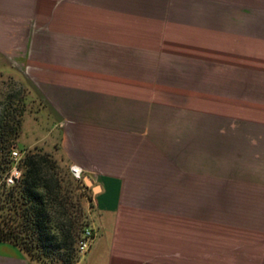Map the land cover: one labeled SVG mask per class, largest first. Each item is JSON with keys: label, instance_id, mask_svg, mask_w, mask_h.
<instances>
[{"label": "crops", "instance_id": "obj_1", "mask_svg": "<svg viewBox=\"0 0 264 264\" xmlns=\"http://www.w3.org/2000/svg\"><path fill=\"white\" fill-rule=\"evenodd\" d=\"M12 72L92 183L76 264H264L210 231L264 237V0H0ZM0 264L38 263L0 242Z\"/></svg>", "mask_w": 264, "mask_h": 264}, {"label": "trees", "instance_id": "obj_2", "mask_svg": "<svg viewBox=\"0 0 264 264\" xmlns=\"http://www.w3.org/2000/svg\"><path fill=\"white\" fill-rule=\"evenodd\" d=\"M12 100L7 95L6 103ZM5 114L0 115V242L19 248L38 264H76L81 258L78 240L89 227L85 209L93 207L91 190L70 175L69 167L40 151L24 155L21 179L6 187L9 151L21 121L15 128Z\"/></svg>", "mask_w": 264, "mask_h": 264}, {"label": "rangeland", "instance_id": "obj_3", "mask_svg": "<svg viewBox=\"0 0 264 264\" xmlns=\"http://www.w3.org/2000/svg\"><path fill=\"white\" fill-rule=\"evenodd\" d=\"M7 95H12V104L6 103ZM41 104L39 103L38 97L29 82L24 75L18 74L17 72L3 73L0 74V115L4 112L9 114L12 119L13 126L16 128L17 120L21 121L19 133L14 136L13 146L20 151L22 157L28 152L40 151L48 153L57 159L61 165L68 166L64 159H62L56 150V133L48 134V129L52 128V125L48 121H45L39 111L41 110ZM22 111V119H20L19 113ZM8 114H5L8 116ZM43 139V143L35 146L37 140ZM54 145V147H53ZM92 208H87L86 215L89 220V214ZM220 217V218H219ZM224 216L218 214H212V221H218ZM229 220H234L231 216H228ZM230 225V224H228ZM231 226V225H230ZM211 237H224L235 239H264V237L258 236L257 233H250L249 231H235L230 228H211ZM231 249L230 247H224Z\"/></svg>", "mask_w": 264, "mask_h": 264}, {"label": "built area", "instance_id": "obj_4", "mask_svg": "<svg viewBox=\"0 0 264 264\" xmlns=\"http://www.w3.org/2000/svg\"><path fill=\"white\" fill-rule=\"evenodd\" d=\"M9 159L11 165L3 181L6 187H13L21 179V170L19 168V165H21V161L23 157L19 150L10 147ZM69 173L75 180L77 181L83 180L82 172L78 167L70 166ZM93 240H94V235L92 230L86 228L82 233L80 240H78L77 243L78 253L82 256L87 254L91 248Z\"/></svg>", "mask_w": 264, "mask_h": 264}, {"label": "water", "instance_id": "obj_5", "mask_svg": "<svg viewBox=\"0 0 264 264\" xmlns=\"http://www.w3.org/2000/svg\"><path fill=\"white\" fill-rule=\"evenodd\" d=\"M84 183H85V186L86 187H91V185H92V183L90 182V180L87 179V178L84 179ZM93 191L96 192L97 191V188H94Z\"/></svg>", "mask_w": 264, "mask_h": 264}]
</instances>
